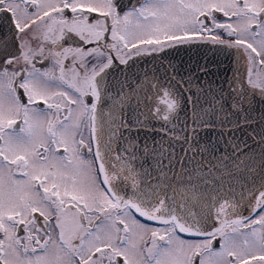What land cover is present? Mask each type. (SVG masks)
<instances>
[{
  "label": "snow or ice",
  "instance_id": "1",
  "mask_svg": "<svg viewBox=\"0 0 264 264\" xmlns=\"http://www.w3.org/2000/svg\"><path fill=\"white\" fill-rule=\"evenodd\" d=\"M0 19V264H264V117L258 165L233 139L264 105V0H0ZM196 45L234 58L218 90L164 63ZM213 131L221 171L170 181Z\"/></svg>",
  "mask_w": 264,
  "mask_h": 264
},
{
  "label": "water",
  "instance_id": "2",
  "mask_svg": "<svg viewBox=\"0 0 264 264\" xmlns=\"http://www.w3.org/2000/svg\"><path fill=\"white\" fill-rule=\"evenodd\" d=\"M0 24H3L5 26V31H7L8 22L0 19ZM210 49H212L211 45H196L191 46V50L173 51L172 57L169 61H165L164 63L165 65L169 62L173 64L186 79L189 78L190 75L194 93L198 91L199 88L205 89L206 92L208 90H218V85L223 83L225 77H231L235 69V62L234 58L228 53H217ZM155 63H159V61ZM201 66H206L208 71L202 73L199 70ZM145 67H151V65H145ZM137 70H139V65H137ZM254 107L255 111L251 113V116L255 120V123L248 127V131H235L233 139L236 143H247L248 147L244 150L255 154L256 163L258 165L260 162L261 148L258 147L252 137L248 135V132L251 131L252 128H256L257 131L259 130L261 119L264 117V105L257 104ZM227 140V136L221 138L215 131L211 133L210 137L202 136L201 143H211L214 147H212L209 152L197 153L192 160L188 158L192 156V153L185 155L180 145H176L175 157L171 165L168 164L167 160L163 162L165 171H168L169 180L173 183H186L188 176L192 175L193 182H195L196 177L194 173L196 170L204 173L209 169H212L214 172L221 171V168L218 167L219 158L225 155L230 156L233 151L232 146L227 143ZM149 143H152L151 139ZM149 163H151V161H149ZM228 163L229 161L227 160L223 161V164ZM169 168L171 169L170 171ZM181 175L182 179H178ZM224 178L226 180L228 179L227 176Z\"/></svg>",
  "mask_w": 264,
  "mask_h": 264
},
{
  "label": "flooded vegetation",
  "instance_id": "3",
  "mask_svg": "<svg viewBox=\"0 0 264 264\" xmlns=\"http://www.w3.org/2000/svg\"><path fill=\"white\" fill-rule=\"evenodd\" d=\"M122 2H123L124 5H128V4L132 3V2L135 3L136 0H122Z\"/></svg>",
  "mask_w": 264,
  "mask_h": 264
}]
</instances>
